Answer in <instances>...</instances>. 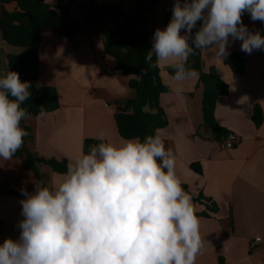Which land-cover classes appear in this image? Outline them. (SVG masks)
Segmentation results:
<instances>
[{"label":"crops","instance_id":"1","mask_svg":"<svg viewBox=\"0 0 264 264\" xmlns=\"http://www.w3.org/2000/svg\"><path fill=\"white\" fill-rule=\"evenodd\" d=\"M138 1L75 0L72 11L76 14L80 7L94 3L121 4L128 12ZM156 2L148 15L154 33L157 28H165V12L173 6L171 0ZM46 3L56 7L59 0ZM5 8L12 11L15 4ZM242 20L250 31L264 35V22L252 21L247 12ZM240 45L239 40H230L229 55L241 51ZM22 52V48L4 40L0 30L1 64L9 67L7 56ZM201 56L204 70L214 67L229 86L228 95L217 101L215 121L229 131L227 139L234 146L224 148L213 130H207L199 76L185 82L183 91L176 92L169 81L171 67L163 65L161 78L170 92L162 94L159 103L168 124L157 129L166 147L175 153L177 174L188 186L200 218L204 252L196 264H264V121L260 127L252 121L256 105L264 114V50L247 54L243 75L232 72L225 58H215L214 49L201 50ZM115 64L98 32L74 39L51 31L42 33L38 80L42 86L56 89L59 108L24 120L29 129L27 149L32 155L66 160L68 164L83 151L85 139H97L103 133L107 141L120 142L114 117L116 103L133 99L135 91L129 87L130 77L111 72ZM195 164L201 173L192 169ZM38 170L36 175L26 169L19 157L0 160V244L20 235V201L25 199L22 190L32 193L35 183L55 187L63 179V174L47 165H39ZM200 196L213 201L217 212L208 211L206 204L197 200ZM258 237L263 240L261 244L255 243Z\"/></svg>","mask_w":264,"mask_h":264},{"label":"clouds","instance_id":"2","mask_svg":"<svg viewBox=\"0 0 264 264\" xmlns=\"http://www.w3.org/2000/svg\"><path fill=\"white\" fill-rule=\"evenodd\" d=\"M245 12L264 22V0H174L145 63L171 67L169 81L181 92L198 77L188 66L194 51L214 49L223 60L230 40L247 54L264 50V35L243 23ZM32 87L0 64V160L23 146L21 122L31 113L22 105ZM97 139L68 163L55 187L22 190L20 235L0 244V264H196L204 252L200 218L160 130L143 140L113 143L103 133Z\"/></svg>","mask_w":264,"mask_h":264},{"label":"trees","instance_id":"3","mask_svg":"<svg viewBox=\"0 0 264 264\" xmlns=\"http://www.w3.org/2000/svg\"><path fill=\"white\" fill-rule=\"evenodd\" d=\"M65 1L59 0L56 7H51L46 0H0V30L3 39L8 44L23 49L20 54L7 56L9 66L12 71L19 73L22 81H30L33 85L32 96L22 107L27 108L31 116H40L42 112L45 115L59 108L56 89L42 86L38 80L42 33L51 31L60 37L74 39L95 31L101 36L106 53L115 60L116 64L111 72L130 77L129 87L135 91L133 99L116 103L114 117L120 137H139L143 140L147 135L154 134L157 129L167 126L168 121L159 100L162 94L170 92V88L161 78L160 67L149 68L144 60L154 36L148 15L152 14L156 0H139L128 12L124 11L121 4L98 6L90 3L80 7L76 14L72 11L75 0ZM171 1L174 3V0ZM9 4H15L14 10L5 8ZM171 9L165 12V27L171 19ZM246 59L245 52L236 51L228 55L224 63L235 74L243 75ZM188 66L198 72L199 82L203 87L204 123L210 126L218 140L224 142L230 133L217 125L215 109L218 99L228 95L229 86L220 78L214 67L207 72L204 70L201 50L194 51L189 57ZM168 72L171 74L172 68ZM252 121L256 127H260L264 121V114L259 105L253 109ZM21 127L27 135L23 146L14 157L21 158L23 166L36 175H39V165L42 164L64 174L68 165L66 160L39 158L28 151L29 129L24 121L21 122ZM99 142L98 139H85L84 153ZM192 169L201 173L197 164L192 165ZM183 186L188 191V186ZM197 200L203 201L208 211L217 212V205L210 199L200 196Z\"/></svg>","mask_w":264,"mask_h":264},{"label":"built area","instance_id":"4","mask_svg":"<svg viewBox=\"0 0 264 264\" xmlns=\"http://www.w3.org/2000/svg\"><path fill=\"white\" fill-rule=\"evenodd\" d=\"M223 147L224 148H227V149H230L234 146V143L231 141V140H226L222 143ZM263 242L262 238L261 237H258L255 239V243L256 244H261Z\"/></svg>","mask_w":264,"mask_h":264},{"label":"water","instance_id":"5","mask_svg":"<svg viewBox=\"0 0 264 264\" xmlns=\"http://www.w3.org/2000/svg\"><path fill=\"white\" fill-rule=\"evenodd\" d=\"M1 63H2V60H1V58H0V64H1ZM9 69L12 70L10 66H9ZM207 130H210V126L207 127Z\"/></svg>","mask_w":264,"mask_h":264}]
</instances>
